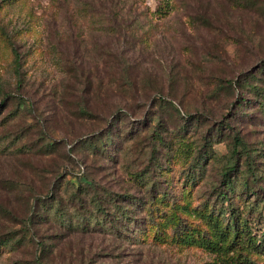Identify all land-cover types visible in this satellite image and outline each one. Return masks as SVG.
I'll list each match as a JSON object with an SVG mask.
<instances>
[{"label": "rangeland", "instance_id": "374dc122", "mask_svg": "<svg viewBox=\"0 0 264 264\" xmlns=\"http://www.w3.org/2000/svg\"><path fill=\"white\" fill-rule=\"evenodd\" d=\"M168 1V14L160 16L154 13L160 0H0V100L8 95L0 109V237L17 240L0 247V264H220L221 257L201 246L135 238L136 229L147 233L144 208L138 227L113 228L101 216L73 212L77 227L68 228L52 221L53 211V224L42 223L27 203L32 185L63 196L66 181L77 184L83 176L100 190L140 198L153 184L169 196L181 194L189 212L180 216L193 228L206 227L198 215L206 206L224 222L232 218L228 209L239 211L253 240L264 237V119L261 112L240 119L238 98L255 106L258 100L228 86L264 63V0ZM170 103L196 121L184 127ZM116 113L113 126L135 131L141 125L133 122L146 115L166 119L167 142L178 135L170 142L174 149L188 141L201 168L189 169L190 149L174 155L165 163L171 186L151 179L147 193L129 176L164 152L160 144L127 154L123 145L119 157L77 147L76 139L104 129ZM50 140L59 144L42 152ZM236 157L233 192L223 174ZM56 175L65 181L52 192ZM220 191L231 199L223 201ZM88 218L94 223L80 228ZM248 257L264 264V247Z\"/></svg>", "mask_w": 264, "mask_h": 264}, {"label": "trees", "instance_id": "16d2710c", "mask_svg": "<svg viewBox=\"0 0 264 264\" xmlns=\"http://www.w3.org/2000/svg\"><path fill=\"white\" fill-rule=\"evenodd\" d=\"M17 0H12L15 3ZM164 1V2H162ZM157 8L154 13L165 16L169 12L168 0H160ZM1 6V5H0ZM264 63H262L254 72H247L245 75L239 77L235 81H228V86L232 88V91H235L236 87L242 89L244 92L247 90L250 94H253L254 97L258 100L256 106L252 103L254 100H249L243 95L238 98L236 109L239 110L237 116L240 119L243 116L251 119V115L254 113H262V119H264V89H261L259 82L264 83ZM234 86V88H233ZM8 95L4 94L0 100V109L7 105ZM169 106L175 112V114H180L179 116L183 120L184 127H188L191 121H196L193 119V115L186 114L187 110L182 107L180 104H172ZM242 108L245 110H251L250 112H241ZM183 110L185 113L180 112ZM119 111V110H118ZM232 113V112H231ZM234 114V115H235ZM117 113L107 121L106 127L100 129L97 133L93 132L84 137L76 139V145L80 148L84 147L86 151H89L90 155L104 154L107 153L108 156L113 157L110 154L111 150L114 151L116 157L120 156V153L123 150V145H125V154L135 153L137 148H147L149 145L160 144L161 149L164 152H160V155H151L149 166L146 167L142 172H131L132 175L129 176L131 182H138L143 184L146 188L147 193L149 190L147 188L148 184L151 182V179H156L157 181H162L164 184H169V171L166 168L170 159L175 155L179 156L181 152L187 153V149H190L192 152L188 156L189 169L196 170L195 168H201L199 161L194 160L196 157L194 147L187 146L188 141L182 140L178 142L177 146L173 149L170 144L172 138H179L178 135L171 137V140L167 142L168 136H164L163 131L169 130L167 127L166 119L163 120L160 116H149L146 115L140 121L133 122V124H140L141 127L136 131L133 127H128L127 125L113 126L116 122ZM122 119V118H121ZM225 119V118H224ZM254 119L249 120L250 123H254ZM223 123V121H220ZM131 123V122H130ZM129 123V124H130ZM230 128V127H229ZM183 129V126H182ZM184 136L182 137V139ZM237 135L235 134V139ZM208 141V140H206ZM59 141L50 140L47 144L44 145V150L42 152L48 153L54 151L55 147ZM240 142V141H239ZM169 143V144H168ZM242 145V143L240 142ZM239 144V145H240ZM110 148L108 149V147ZM114 146V148H111ZM209 146V145H208ZM211 146V145H210ZM243 149V150H242ZM166 150V151H165ZM173 150L172 154L171 151ZM154 151V149L152 150ZM156 150L155 152H158ZM196 151V149H195ZM235 151V150H233ZM237 151V150H236ZM241 157L244 158L247 153L244 148H241ZM194 156V157H193ZM207 154L203 155L202 163L204 159L207 158ZM211 157V155H210ZM235 165H230L229 169L224 171V178L226 184L224 185L228 189H232L234 192L235 186L234 181L231 179L232 172L238 170L237 168V157L234 159ZM165 163H167L165 165ZM250 166H247L250 172H253L251 169V164L247 163ZM236 172V171H235ZM251 174L250 176H253ZM226 176V177H225ZM54 183L52 192L58 188L60 191L63 187L64 178H61L59 175H56L54 178ZM77 184L73 181H66L64 186L63 196L60 192L56 194H44L42 191L43 188H46V185L41 189H35L34 184L32 185L33 191H30L28 194L27 203L31 205V208H34L36 211V217L42 218V223H50L52 216L50 215L53 211V216L55 217L52 221H58L61 225L67 226L68 228H76L73 224V212L76 215H81L85 219V214H89L90 218L103 217L105 224L108 223L109 227H117V225L122 226L123 228H129L131 224L138 227L140 225L139 219H137V214L141 212V209L146 212V215L150 217L149 220L145 222L144 230L146 229L147 233H143L139 229V234L135 235V238L143 241L146 239V236H151L152 240L166 243L167 241H172L178 245L182 246H201L207 249L208 251L215 253L217 256L221 257L220 264H226L227 259H229V264H251L248 257L249 250L259 247H264V237L262 239L253 240V236L248 228H246V218L239 211H230L229 215L232 218H228L226 222L222 221L219 218L218 214H214L213 210L208 206L202 208L198 211V215L203 219L206 227L203 229L197 227H191L189 224L185 223V219L180 216V213H188V202L180 203L181 194L179 198L176 196H169L166 191H157V185L153 184L150 190V193L143 198H140L130 192H111L107 191L104 188L100 190L97 184L84 177L77 179ZM70 184V185H68ZM248 180L245 184L246 190L244 193H247ZM234 187V188H233ZM51 188V189H52ZM33 192V193H32ZM46 195V196H45ZM222 200H230L228 192L220 191L218 194ZM44 199H50L45 203ZM32 203V204H31ZM230 203V202H229ZM146 206V207H145ZM137 207V209L135 208ZM145 218V216L143 217ZM89 219V218H88ZM82 225L80 228L85 229L90 226V223L93 222L92 219L87 221H81ZM97 222V220H96ZM94 223V222H93ZM79 227V226H78ZM143 235V240H142ZM15 235L11 234L9 236L0 237V247H5L11 244H17ZM222 255L227 256V258L222 257ZM36 264H39L36 262Z\"/></svg>", "mask_w": 264, "mask_h": 264}]
</instances>
